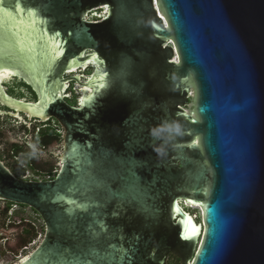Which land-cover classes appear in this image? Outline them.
<instances>
[{
  "label": "water",
  "instance_id": "obj_1",
  "mask_svg": "<svg viewBox=\"0 0 264 264\" xmlns=\"http://www.w3.org/2000/svg\"><path fill=\"white\" fill-rule=\"evenodd\" d=\"M0 106L63 130L51 181L0 161V201L44 227L17 264H264V0H0ZM164 120L184 134L158 158Z\"/></svg>",
  "mask_w": 264,
  "mask_h": 264
},
{
  "label": "rangeland",
  "instance_id": "obj_2",
  "mask_svg": "<svg viewBox=\"0 0 264 264\" xmlns=\"http://www.w3.org/2000/svg\"><path fill=\"white\" fill-rule=\"evenodd\" d=\"M88 20H94V17H88ZM92 72L91 69H85L84 71H76L71 74L74 75H89ZM75 73V74H74ZM68 74H65L66 76ZM63 76V78H64ZM15 79L10 76L8 81H1L3 86H7L9 90H12L13 87L17 86L19 87L20 83H23L21 79L17 78V85L15 82H13ZM74 88V87H73ZM14 89V88H13ZM68 89L64 92L66 94ZM74 90V89H73ZM19 94H21L19 99H24L27 102H33L32 95H30L28 90H14ZM71 93V91H70ZM74 98H78L76 94L74 95ZM1 110V109H0ZM3 111V110H2ZM5 117V116H1ZM22 119V117H20ZM8 122V120H6ZM11 121V120H10ZM14 121H17L14 119ZM21 121V120H20ZM18 121V122H20ZM45 123V122H44ZM19 124V123H18ZM52 124V123H51ZM11 128L8 123H3L0 121V144H5L7 141L10 145H17V146H23V142H26L30 146V152L32 153L33 157L29 156H17V161H13L11 157L7 154L6 161L9 162V164H13V162L20 163L25 171L28 173H25V176H29L31 174H34L27 166V163L30 159L33 160L34 164L36 166H45L46 163H50L51 160V154L50 152L60 155L61 154V144L59 140L55 139V141L49 146V148L41 149L40 143H37L35 140V135L29 136L27 139L23 138L22 136L19 139H15L13 133L11 132V129H14L17 124L12 125ZM4 128V129H3ZM3 142H2V141ZM1 155H6L5 153H8V148L1 145L0 147ZM47 174H44L43 178L46 177ZM186 206V205H184ZM197 207V206H196ZM188 208V211L191 212L194 219L198 222L202 223V214L201 209L199 207L193 208V207H186ZM0 230L5 233L6 242L0 243V264H17L20 260L28 256L40 243L43 233H44V227L40 220V218L32 212L30 209L26 207H14L12 210L6 212L5 214L0 216ZM29 231L35 234V237L33 239L28 240V237L26 236L25 232ZM198 246H196L195 252L197 250ZM193 253V255L195 254ZM12 253V254H11ZM192 261V260H191ZM191 261L187 262L188 264H191Z\"/></svg>",
  "mask_w": 264,
  "mask_h": 264
},
{
  "label": "flooded vegetation",
  "instance_id": "obj_3",
  "mask_svg": "<svg viewBox=\"0 0 264 264\" xmlns=\"http://www.w3.org/2000/svg\"><path fill=\"white\" fill-rule=\"evenodd\" d=\"M89 17L90 18L91 17H94V20H89V21H92V22H100L104 18V9L95 10L94 12H92L91 14H89ZM157 61H158V58H157ZM88 69H91L92 70V67L89 66ZM72 75L73 74H68V75L64 76V79H68ZM84 78H85L84 75L81 74V79L84 80ZM13 82H15L16 85H17V79H15ZM66 86H67V89L68 90H67L66 94L63 95L64 96V102L67 105L71 106V107H76V100L77 99L74 98V95H75L76 92H78V90L77 89L76 90H73L74 83L72 81L67 82L66 83ZM3 88H4L5 93L7 95H9L10 97H13V98L18 99V100L25 101L24 99H19V98H16V97L10 95V93L8 92L9 89L7 88V86L6 87L3 86ZM13 88L15 90L17 88V86H15ZM21 89H23L25 91L27 89L28 92L27 91L26 92L29 93L30 95L34 96L33 102L36 101V98H35L34 93L32 92V90L28 86H26L24 83H20V85L17 88V90H21ZM70 91H71V93H70ZM25 102H27V101H25ZM189 105H191V98L188 99V106ZM123 108H125V107L123 106L121 108V111L122 112L125 111V110H122ZM0 109L3 110V111H7L5 108H3L1 106H0ZM148 113H149V111H147V114ZM19 115H20V117H22V121L18 122L19 120L17 119V121H15V122H17L19 124H25L26 125L25 126L26 130H28L30 132L29 134L28 133H26L24 135L21 134V135H19L20 137L22 136L23 138L27 139L29 136H31V135L33 136V134H34L35 135V140H36L37 143H40V148L41 149L49 148V146L55 141V139L59 140V142H60V144L62 146L63 130L61 129V127L58 125V123L53 118L48 119L45 123H41L40 121L35 120V119L27 120L25 115H22V114H19ZM110 116L111 117L108 118L107 121L101 122L99 124L100 127L103 124H105L106 126L108 125L110 127H113L114 125H116V123L117 124H121L123 122V119H120L119 121L116 120V117H117L116 114L113 115V116L110 114ZM121 130H122V128H121ZM19 136L17 137V139L20 138ZM5 142H6L5 144H3V143L0 144V147H1V145H3L6 148H8V150L11 149L12 147H14V145H10L7 141H5ZM22 142H23V146L25 147V143L26 142H24V141H22ZM28 147L29 148L25 147L26 148V153H18V154L13 155V156L9 152L10 150L8 151V153L7 152L5 153L6 154L5 156L4 155H1V152H0V161L4 165H6V167L8 168V170L11 173H14V174L18 175L17 177L15 176L18 179H21V180H24V181H34V182H44V181H51V180H53L54 177H55V175L58 172L59 167H60V164H59V161H58L57 157L54 156L53 154L51 155V158H50L51 162L49 164L46 163V165L44 167L43 166H36L34 164L33 160L30 159L29 162L27 163V166L30 169V171H32L34 174H31L29 176H25V173H28V172L25 171V169L23 168V166L20 163L13 162V164H9V162L6 161L7 154L11 157V159L13 161H17L16 160L17 159V156H20V155L21 156L33 157L32 153L30 152L31 151L30 150L31 148H30L29 145H28ZM60 149L62 150V147H60ZM0 151H2V150H0ZM7 163L11 167L17 166L18 167V171L11 170V168H9L7 166ZM20 174H22V175H20ZM44 174H47L45 178H43ZM178 202L180 203V205L183 204L182 201H180V200ZM14 207H17V206L16 205H13V204H10V203H7V202H4V201H0V216L3 215V214H5L6 211L12 210V208H14ZM18 207H20V206H18ZM182 207H183V209L186 212H188L190 215H192L191 212L188 211V208H186L187 205L186 206L182 205ZM195 222L201 224V222H198L196 220H195ZM5 242H6L5 233L0 230V243H5ZM170 263L181 264L179 257H177L174 254H168L167 255L166 264H170Z\"/></svg>",
  "mask_w": 264,
  "mask_h": 264
},
{
  "label": "clouds",
  "instance_id": "obj_4",
  "mask_svg": "<svg viewBox=\"0 0 264 264\" xmlns=\"http://www.w3.org/2000/svg\"><path fill=\"white\" fill-rule=\"evenodd\" d=\"M184 134L181 124L174 120H164L149 130L150 137L157 143L152 146V150L158 158L167 155V149L178 137Z\"/></svg>",
  "mask_w": 264,
  "mask_h": 264
},
{
  "label": "trees",
  "instance_id": "obj_5",
  "mask_svg": "<svg viewBox=\"0 0 264 264\" xmlns=\"http://www.w3.org/2000/svg\"><path fill=\"white\" fill-rule=\"evenodd\" d=\"M15 90H17V88ZM8 92L10 93V95H12V96H14L16 98H19L18 96L21 95V94L17 93L16 91H15V93H13L14 92L13 88H12V90H9ZM32 98L34 99V96H32ZM6 120H8V122ZM0 121L3 122V123H8V125H10L11 128L13 127L12 125L17 124V126L14 129H11V132L13 133L15 139H17V137L19 135H21V134L24 135L26 133H28V134L30 133L28 130H26V128H25L26 125L25 124H18L17 122H15L13 119H11L9 117L5 116L3 118V117L0 116ZM25 147L29 148L27 143H25ZM25 147L24 146H16V145H14V147L9 149L10 151L9 150H7V151H9L11 153V155L13 156V155H16L18 153H26V148ZM7 166L9 168H11V170H13V171H18V167L17 166L11 167L8 163H7ZM5 167H6V165H5ZM12 174L14 176H16V177L18 176V175L14 174V173H12ZM20 175H22V174H20ZM20 207H23V206H20ZM6 212H8V211H6ZM25 234L28 237V240L33 239L35 237V234L32 233V232H29V231H26ZM170 264H176V263H170Z\"/></svg>",
  "mask_w": 264,
  "mask_h": 264
},
{
  "label": "bare ground",
  "instance_id": "obj_6",
  "mask_svg": "<svg viewBox=\"0 0 264 264\" xmlns=\"http://www.w3.org/2000/svg\"><path fill=\"white\" fill-rule=\"evenodd\" d=\"M191 207H193V208H197L196 206H191ZM191 221H192V223H193V225H194V227H195V224H194V222H193L192 219H191ZM199 240H200V238L197 239V244H198Z\"/></svg>",
  "mask_w": 264,
  "mask_h": 264
}]
</instances>
